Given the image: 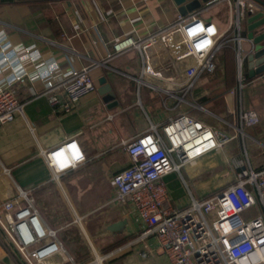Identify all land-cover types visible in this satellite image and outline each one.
I'll list each match as a JSON object with an SVG mask.
<instances>
[{
	"label": "crops",
	"instance_id": "obj_1",
	"mask_svg": "<svg viewBox=\"0 0 264 264\" xmlns=\"http://www.w3.org/2000/svg\"><path fill=\"white\" fill-rule=\"evenodd\" d=\"M208 2L202 16L222 25L225 18L219 21L217 9L224 6L226 14V6ZM178 16L171 0H0L1 46L8 52L17 46L30 48L24 59L29 79L15 87L22 113L0 124V221L6 224V204H11L13 213L31 202L42 225L55 231L62 246L38 262L20 252L0 225V258L8 254L13 264H170L154 236L138 238L143 222L130 203L116 199L113 175L129 165L124 141L179 112L188 111L233 138L194 165L163 177L173 207H184L191 196L205 197L223 188L244 167L264 165V67L249 75L248 42L242 41L243 106L255 111L259 122L246 126L243 137L226 123H234L235 117L210 111L207 107L213 101L208 106L198 102V97H212L221 86L225 88L220 75L207 76L194 87L192 97L204 107L202 111L171 98L163 103L147 85L154 81L141 76L142 63L135 50L107 57L117 37L147 38ZM241 34L246 36L245 23ZM229 47L236 68L233 44ZM83 67L91 68L93 93L73 108L51 106L41 77L52 69L58 90L74 69ZM233 79L223 95L225 105L226 93L237 83L235 73ZM100 80L113 91L116 105L110 107L102 100ZM73 139L84 160L55 179L44 153ZM234 159L243 164L238 166ZM38 246L30 245L26 251Z\"/></svg>",
	"mask_w": 264,
	"mask_h": 264
},
{
	"label": "built area",
	"instance_id": "obj_2",
	"mask_svg": "<svg viewBox=\"0 0 264 264\" xmlns=\"http://www.w3.org/2000/svg\"><path fill=\"white\" fill-rule=\"evenodd\" d=\"M210 2L226 6L222 25L202 16L201 8L178 16L147 38L117 37L107 57L135 50L142 63L141 76L154 81L147 85L159 93L163 103L171 98L204 111L193 99L192 91L205 72L214 71L216 53L233 44L237 83L225 95V109L235 117V122L226 123L243 137L244 128L258 124L259 116L243 106L242 89L246 79L242 41L250 44L248 54L252 52L253 41L241 34V22L248 14L258 12L260 5L256 0ZM29 52L30 48L25 46L12 47L8 52L0 44V76L3 77L0 124L22 113L23 104L16 96L15 87L29 79V69L24 65ZM53 73L49 69L41 77L47 88L43 94L53 107L73 108L96 89L89 67L74 69L58 90ZM232 138L227 131L183 111L163 123H151L145 133L123 142L130 161L126 168L113 175L116 199L134 207L143 222L138 238L154 236L170 264H264V165L258 169L242 168L226 186L205 197L191 196L184 207L171 205L163 180L170 171L179 172L185 165H194L207 153L223 148ZM44 158L55 179L84 160L74 139L47 150ZM234 161L238 166L243 164L241 159ZM253 206L258 213H251ZM11 208V204H6V224L0 221V225L20 252L40 262L62 250L55 231L42 225L31 202L13 213L9 212ZM33 244L39 246L27 252L26 248Z\"/></svg>",
	"mask_w": 264,
	"mask_h": 264
},
{
	"label": "water",
	"instance_id": "obj_3",
	"mask_svg": "<svg viewBox=\"0 0 264 264\" xmlns=\"http://www.w3.org/2000/svg\"><path fill=\"white\" fill-rule=\"evenodd\" d=\"M174 6L177 7L180 16H184L189 12L199 10L203 7V3L210 0H171ZM205 1V2H204ZM260 5L259 11L255 14H248L243 23H245L246 37L253 41L252 54L255 59L264 55V46H259L261 41H264V0H256ZM258 33V34H257ZM101 85H104L102 80L99 81ZM102 100L106 102L110 107L116 105L118 101L114 99V93L106 84L100 90ZM2 264H13L10 256L4 254L0 258Z\"/></svg>",
	"mask_w": 264,
	"mask_h": 264
},
{
	"label": "rangeland",
	"instance_id": "obj_4",
	"mask_svg": "<svg viewBox=\"0 0 264 264\" xmlns=\"http://www.w3.org/2000/svg\"><path fill=\"white\" fill-rule=\"evenodd\" d=\"M205 2V1H204ZM208 2V1H207ZM207 2H205V3H203V7H205L206 5V3ZM218 19H219V21H222V19H224L225 18V12H224V6H221V7H219L218 9ZM242 23V26H243V22H241ZM244 28V27H243ZM262 42H264V41H261L260 42V44L262 43ZM260 44H259V46H260ZM213 61L215 62V65H216V69L213 71V72H205L198 80V82H197V84L196 85H198L199 83H202V82H204L205 81V78L208 76L209 78H212V77H214V76H219V75H221V74H223V72H225V69H226V62L227 61H225V58H224V55H223V51L222 50H219L217 53H216V55H215V57L213 58ZM246 65H247V68L249 69V75L250 76H253L255 73H258L261 69H263V67H264V55L263 56H260V58H258V59H255L254 57H253V55L252 54H249L248 55V58H247V63H246ZM255 66H257V70H256V72H254L253 71V68L255 67ZM236 69V68H235ZM235 74H236V70H235ZM221 80H222V78H221ZM223 81V80H222ZM220 89H222V90H219L218 92H220V91H223L224 92V90H225V88H223L222 86H221V88ZM196 92V89H194V93ZM209 91H207L206 93H208ZM224 95V94H223ZM223 103H224V100H223ZM211 120H213V122H214V119L212 118ZM216 122V121H215ZM181 171H182V169H181ZM191 199V198H190ZM253 211H251V213H253V214H255L256 212L258 213V210L256 209V207L255 206H253V209H252ZM248 212H250V211H248ZM245 217H249L248 215H245Z\"/></svg>",
	"mask_w": 264,
	"mask_h": 264
},
{
	"label": "trees",
	"instance_id": "obj_5",
	"mask_svg": "<svg viewBox=\"0 0 264 264\" xmlns=\"http://www.w3.org/2000/svg\"><path fill=\"white\" fill-rule=\"evenodd\" d=\"M221 50L223 51L225 61H227L225 72H223V74L220 75L225 86V90H224L225 92L227 88L231 85V82H233L234 80L233 76L235 73V62L232 59L233 51L229 46H224L222 47ZM212 81L214 82L215 80ZM224 92L220 91L215 95H212V97H210V95L198 97V102L203 106L205 105L208 106L209 102L213 101L214 102L213 105L208 106L207 108L219 116H224L226 115L225 103H223Z\"/></svg>",
	"mask_w": 264,
	"mask_h": 264
}]
</instances>
